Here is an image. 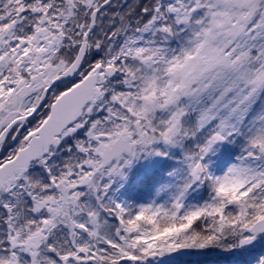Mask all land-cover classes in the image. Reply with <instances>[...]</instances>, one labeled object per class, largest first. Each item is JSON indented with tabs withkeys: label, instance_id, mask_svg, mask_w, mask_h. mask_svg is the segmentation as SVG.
Segmentation results:
<instances>
[{
	"label": "snow or ice",
	"instance_id": "1",
	"mask_svg": "<svg viewBox=\"0 0 264 264\" xmlns=\"http://www.w3.org/2000/svg\"><path fill=\"white\" fill-rule=\"evenodd\" d=\"M0 264H264V0H0Z\"/></svg>",
	"mask_w": 264,
	"mask_h": 264
}]
</instances>
